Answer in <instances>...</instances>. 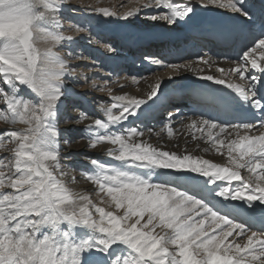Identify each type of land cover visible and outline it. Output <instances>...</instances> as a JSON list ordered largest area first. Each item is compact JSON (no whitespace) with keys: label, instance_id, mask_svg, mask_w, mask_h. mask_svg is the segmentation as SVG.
Segmentation results:
<instances>
[{"label":"snow or ice","instance_id":"6c2138e0","mask_svg":"<svg viewBox=\"0 0 264 264\" xmlns=\"http://www.w3.org/2000/svg\"><path fill=\"white\" fill-rule=\"evenodd\" d=\"M197 2L249 15L240 0ZM63 9V0H0V121L25 126L0 135V148L5 139L15 145L10 157L0 158V264H264V236L251 231L246 219L252 210L264 212V132L249 134L264 127V37L230 70L247 84L201 76L225 85L237 103L257 110V124L190 118L184 125L193 140L205 139L226 155V165L161 150L141 139L144 133L137 127L113 131L157 96L160 80L143 98L113 95L111 88L93 82V88L107 91L111 103L99 105L104 118L94 119L84 132L91 148L110 144L107 157L118 163L91 159V170L83 175L106 208L63 179L58 125L66 79L76 76L69 60L55 50L73 39L63 34ZM145 10L155 12L147 19L172 25L194 8L192 0H137L122 18ZM96 12L117 15L106 7ZM39 41L48 46L41 48ZM200 63L209 60L201 57ZM167 67L192 70L191 65ZM164 129L173 136L170 121ZM245 235L243 245L235 242Z\"/></svg>","mask_w":264,"mask_h":264},{"label":"bare ground","instance_id":"6f19581e","mask_svg":"<svg viewBox=\"0 0 264 264\" xmlns=\"http://www.w3.org/2000/svg\"><path fill=\"white\" fill-rule=\"evenodd\" d=\"M175 2L183 3L185 2V0H175ZM240 2L243 5V8L247 10L249 13V15L246 17L243 16L241 13H234L229 9H220L212 5L205 8L202 7L197 2V0H192V4L194 8L193 13H191L189 17L185 18V20L176 22L172 25H166L168 26L166 27L164 24L166 21H153L151 19L146 18V16L155 14V12L152 10H145L144 12H141L138 15L122 18L123 13L126 12V10L124 9L123 11L118 12L119 14H117L116 16L104 17L101 13L96 14L90 10H86L83 7H81L79 4L77 6L71 4L73 3L72 0H69L68 2H65L63 0V4H64L63 12H66L68 10V7H70L69 14H74L72 10L80 11L79 13L80 17L83 18L81 19L83 21L81 23L79 21L74 27L73 29L74 35L68 34L65 36H71L73 38L72 42L74 41L76 43L79 42L78 39L81 38L82 43L86 45L88 43V40L90 39L94 40L98 37L107 38L109 40L112 39V42H116L114 45L116 46V49L119 50L120 52L121 51L124 52L126 51V49L121 39L125 36L134 37L138 33L145 34L143 41L145 42L150 41L151 43H153L152 41H154V39L161 37L162 35H164V33L170 35L171 39H175V41H177V39L181 40V38L183 37L184 38L188 37L189 40L192 30H197V29L200 30L202 28L206 30L217 27L218 28L236 27L242 30L243 25L248 24L251 29V26L253 27L255 25L254 24L255 17L253 16H256L257 12L255 11L254 7L251 5L252 3H250L249 0H240ZM140 18L141 19L146 18V20H150L151 23L160 22L159 24H163V26L160 27L156 26L155 28L147 31L128 29L129 28V26H127L128 24L132 23L133 20H139ZM195 19H200L201 20L200 24L193 25L192 20ZM77 27L85 28L87 29V31L83 33L77 32L76 31ZM262 37H264V35L257 33V30L254 28L253 33L246 39H248V42L250 41L249 43H252L254 47L256 40ZM64 42H69V41L66 40ZM193 44L194 43H191L190 46H192ZM143 45L142 48L144 47V51L146 52L147 45L146 44ZM170 47L172 50H170V48L168 47L166 48L164 47L165 49L161 50L162 47H160V50H156L158 51L157 53H143L140 59L142 61L141 65L140 64L136 65L138 70H135L137 68L135 69L129 68V70L131 71L124 79L121 77L120 79H118L117 71H115L118 70L121 66L119 65V63L121 64V62L120 59H118V57L111 60L109 64V66L113 67V69L111 70L113 71V74L112 73L110 74L109 72L107 78H104V75H102L104 71H101L102 70L101 67L107 66L105 65L106 61L102 62L101 61L102 59L99 57L98 60L91 63L90 60L85 58L83 54H77L73 59H68L69 62H71L69 64L71 67L75 68L76 70V76H75L77 80L76 82L83 83V85H86V89L84 88L85 86L84 87L80 86L79 92L85 95H82L81 98L77 96L76 97L81 101H83L85 105H88V100L91 97L89 96L90 94L89 89H93V90L97 89L91 86L93 82H95L97 85L105 86V88H112L111 86H109V84L105 85L104 82L113 81L114 83V88L112 89L113 95H120L127 93L128 95L143 98L150 91V86L155 84L157 80H160L161 87L158 90L157 96L153 97V99L149 101L147 105L141 106V109L138 110L137 115L129 117L128 121L123 122L122 127L118 126V128H120V131H124L125 129L134 127L135 123L140 118L147 117V118L155 119L154 114L160 108L166 106V102H164L165 99L168 98L173 99V98H178L182 95L188 96L190 94L197 96L198 95L197 92L201 90L203 87L207 86V84H205L204 82H213L202 79L201 78L202 75H212L217 78H223L226 81H232L240 84L248 83V81L241 80L238 75L230 71L233 67H235L236 62H238L239 59L237 61L226 62L223 60L213 59L208 55V52L206 50L200 53H196L198 51L196 50L190 51V49L187 50L186 46H181L178 44ZM140 48L141 47L137 48V51H139ZM79 49L80 46H77L76 50ZM244 51H246V49H244ZM131 53L136 54L133 52ZM157 55H160V57ZM201 57L208 59L209 64L200 63ZM161 58L166 59L167 61L162 60ZM154 60L160 61L161 64L160 65L154 64L153 63ZM102 64L104 66H102ZM128 64L132 66L134 63L132 61L131 62L129 61ZM170 64L191 65L192 70L181 68L179 71H174L169 67H167ZM217 69H223L224 71L222 73ZM127 70L128 68H126L125 72ZM251 74L260 75L258 72H256V70H251ZM246 75L248 74L246 73ZM133 76L137 81L136 84L140 83L136 90L129 89L128 88L129 86H127L128 84L130 85L135 84L133 83V80L131 78ZM89 86H91V88H89ZM261 91L264 92V88H261ZM105 93L108 94L106 90ZM69 100H72L71 97H69ZM181 103H185V101H182ZM171 104L176 105V101H172ZM167 111L175 112V115L171 118L167 117V115H164V117H162V120H157L160 129L153 131L151 133L145 132L141 139L147 141L153 146L160 148L161 150L164 151L176 152L178 154H184L185 152H187L196 156H201L217 164L226 165L228 163L226 155L218 154L215 151V149L212 147V145L206 142L205 139L193 140L191 133H187V130L184 127V125L188 123L190 118L191 119L203 118V119L211 120L209 117L205 115L190 116L184 111V108L182 107H174L171 109L169 108V110ZM257 113L259 114V112ZM147 118H144L143 120H147ZM256 118L258 117L256 116ZM258 120L259 119H254L253 124H257ZM169 121L171 122V125L174 129L173 136L171 137L168 136L167 131L164 129V125L166 123H169ZM260 132H264V127L258 126L249 134L257 135ZM223 137L227 139L228 138L227 133L223 134ZM232 138H235V133H233ZM110 147H112L110 144L102 143L101 145L98 146V150H95L94 154L99 156L102 162H108L113 164L118 163L116 161H112L109 157H107V149ZM223 151L226 152V149ZM241 174L245 177L249 175L246 170H241ZM191 175H197V174H191ZM198 178L205 179L203 177H198ZM91 184L85 185L84 182H80L77 183L76 185L71 184L68 187L71 189L72 188L75 189V191L77 192H83L85 194H88L93 201L97 202V204H100L102 206H108L100 202L99 197L97 196V189ZM233 203H240V202H233ZM246 219L248 220V223L251 222L254 223V225L257 223L264 224V212H261L259 209L252 210L249 213V215L246 217ZM238 222H242V221H238ZM250 228L251 231H256L259 235L264 236V232H261L258 228L252 226H250ZM229 239H232V237H230ZM245 241H246V235L244 237H238L235 240L236 243H240L241 245H243Z\"/></svg>","mask_w":264,"mask_h":264},{"label":"rangeland","instance_id":"374dc122","mask_svg":"<svg viewBox=\"0 0 264 264\" xmlns=\"http://www.w3.org/2000/svg\"><path fill=\"white\" fill-rule=\"evenodd\" d=\"M64 1L68 2L69 0H64ZM72 1L73 3L71 4L76 5V6L79 4L84 9L90 10L96 14H97L96 12L97 8L106 7L116 12L117 14H119L118 12H121L124 9L128 11L129 9L134 8L137 4V0H72ZM69 8L70 7H68V10L66 12H62V17H63L62 18V26H63L62 31L64 35H68V34L74 35V30H73L74 27L79 21L80 23L83 21L81 20L83 18H81L79 14L80 11L72 10L74 14H69V11H70ZM159 23L160 22L151 23L150 20H146V18H143V19L140 18L139 20H133V22L128 24L127 26H129L128 29L147 31V30L155 28L156 26L157 27L163 26V24H159ZM164 24L165 26L169 25L166 22ZM170 28H173V27H170ZM78 40L79 42L77 43L74 41L73 42L72 41L63 42L64 47H58L55 50L59 52L61 55H64L65 58L67 59H73L77 54H83L85 58L90 60L91 63L95 62L100 57L102 59L101 60L102 62L106 61L105 65H107L108 67H111L109 66L111 60L117 57L121 58L123 56L122 54H120L119 50L116 49V46L114 47L112 46L115 43L114 42L112 43L111 39L110 40L108 39L107 41V39L105 38L98 37L94 40L93 39L88 40L87 45L82 43L81 38ZM96 41H99V42L97 43ZM76 44L77 46H80L79 50H76L75 46H73ZM104 45H108V46L111 45L110 47L112 51H108V49L105 48ZM86 46H88V48ZM68 53H72V55L69 56ZM108 61L109 63H107ZM102 66L104 65L102 64ZM101 69H102L101 71H104L102 75H104V78H107L108 74L106 73V70H104L106 69V67H101ZM121 71L123 70H120L117 73L118 79H120V76H123V74H121ZM112 72H110V74ZM121 78L124 79V76ZM76 81L77 80L75 77L66 79L65 83H66V89H67V96L64 99L65 108L59 120V125H58L59 129L61 130V137H60L61 166H62L63 171L67 173V175L63 177V179L67 183V186H70L71 184L76 185L77 183H80V182H84L85 185L91 184V182L88 181L84 177L83 174L91 170V167H92L90 165L91 159H97L98 161H101L100 157L94 154V152L95 150H98V146L101 145L102 143L98 144L95 148H91L89 138L85 134L84 129L94 119L104 118L103 113L98 110L100 104L111 103V100L108 97V94H106L105 91L103 92L100 91L99 88H97L96 90L89 89L90 90L89 96L91 97L88 100V105H85V103L81 101L80 99H78L77 97L81 98L82 95H85L79 92V88L80 86H83V87L85 86L84 88L86 89V85H83V83H77ZM108 84L109 86L112 87L111 89L114 88L113 81L107 82V85ZM139 84L140 83L138 84L135 83L131 85L128 84L127 86H129L128 87L129 89L136 90ZM89 88H91V86H89ZM69 97H71L72 100H69ZM180 105H183V104H180ZM169 108L170 106H165L162 109V113L160 112V115L158 116V118L155 117L154 120L156 121L148 118L147 120L141 122L142 119H139V122L141 123H138L137 121L135 124L136 126L134 127L140 126L141 127L140 131H142L143 133L145 132L151 133L153 131L160 129V126L158 125L159 123H157V119L158 120L162 119L161 118L162 115H163L162 117H164V115L166 114L168 116L169 111L167 110ZM80 113H85V118L83 120L80 119ZM157 114L158 113H156V115ZM23 127L25 126L19 123L15 125H7L5 124V122L0 121V135H5L7 131L18 130ZM113 131H120V128L116 127L113 129ZM65 140H67L68 143H64ZM4 143H5V147L0 148V158L10 157L11 149L15 147V145L12 143H9L7 139H5ZM93 186L96 187L95 185ZM72 190L75 191V189L73 188ZM94 202L97 203L96 201ZM103 207L107 208L108 206H103Z\"/></svg>","mask_w":264,"mask_h":264},{"label":"clouds","instance_id":"9594fccd","mask_svg":"<svg viewBox=\"0 0 264 264\" xmlns=\"http://www.w3.org/2000/svg\"><path fill=\"white\" fill-rule=\"evenodd\" d=\"M39 46H40L41 48H45V47L48 46V44H47L46 42H44V41H39Z\"/></svg>","mask_w":264,"mask_h":264}]
</instances>
